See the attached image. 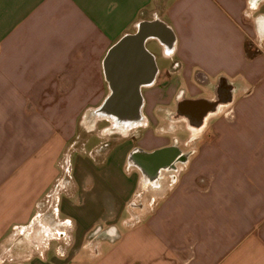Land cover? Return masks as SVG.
I'll return each instance as SVG.
<instances>
[{
    "label": "crops",
    "instance_id": "crops-1",
    "mask_svg": "<svg viewBox=\"0 0 264 264\" xmlns=\"http://www.w3.org/2000/svg\"><path fill=\"white\" fill-rule=\"evenodd\" d=\"M144 22L173 39L147 41L166 65L142 90L181 151L164 171L151 132L113 121L140 152L70 145L69 116L109 93L107 51ZM179 92L209 105L200 126L170 117ZM0 264H264V0H0Z\"/></svg>",
    "mask_w": 264,
    "mask_h": 264
},
{
    "label": "water",
    "instance_id": "water-1",
    "mask_svg": "<svg viewBox=\"0 0 264 264\" xmlns=\"http://www.w3.org/2000/svg\"><path fill=\"white\" fill-rule=\"evenodd\" d=\"M148 40H156L168 50L173 44L171 32L163 24L144 22L135 33L123 36L107 51L102 71L109 93L93 112L94 116L124 127L134 126L141 120L142 90L153 85L158 73L155 58L146 49ZM169 150L154 152L149 157L164 159Z\"/></svg>",
    "mask_w": 264,
    "mask_h": 264
},
{
    "label": "rangeland",
    "instance_id": "rangeland-1",
    "mask_svg": "<svg viewBox=\"0 0 264 264\" xmlns=\"http://www.w3.org/2000/svg\"><path fill=\"white\" fill-rule=\"evenodd\" d=\"M146 48L148 49L150 53H152L155 56L158 68L162 70L163 67H165L166 63H164V61L158 56L159 48L156 46V43L148 42L146 43ZM161 85H165V84L158 83L157 87L158 86L161 87ZM144 91L145 90H143V93ZM91 111H92V108L85 109L84 113L81 114L80 116H73V117L69 116V119L72 121V125H73V122L76 124V127H75L76 130H75L74 135L72 131L70 130L67 131V135L70 138H71V135H73L72 138H74L76 134L78 133V136H79L77 140L73 141L70 144L71 146L76 145L77 148L80 147L82 142L88 137H90V135H95L99 137V139L98 138L94 139L91 142V146L87 147V150L92 148L97 143V141L103 142L104 140H109L111 142H114L115 139L122 140V139H125L126 137L131 136L132 131H129L127 129L125 130L113 129L112 125H110L112 124L111 120H108V121L100 120L94 117L93 115H91L90 114ZM166 111L160 108L157 111V113H155L154 119L151 116L153 122L155 121L158 122V124H156L157 126L154 128L155 133L152 132L151 136L154 138H157V143L161 144V146L162 144L165 143V140L168 142V139L170 137L167 135L166 138H160L158 137V135L160 134L170 135L169 131H171L170 126L172 125V123L169 120H167L169 116ZM147 117H149V115ZM77 125H78V129H77ZM177 137L180 140H184L187 138V132L185 131L178 132ZM53 247H54V244H52V248Z\"/></svg>",
    "mask_w": 264,
    "mask_h": 264
},
{
    "label": "flooded vegetation",
    "instance_id": "flooded-vegetation-1",
    "mask_svg": "<svg viewBox=\"0 0 264 264\" xmlns=\"http://www.w3.org/2000/svg\"><path fill=\"white\" fill-rule=\"evenodd\" d=\"M146 90H148L146 88ZM219 102V99L216 100V104L217 105ZM209 108V105L207 104L206 106L204 105V103L200 102V103H197V104H192V103H189L187 100H184L182 98V93L179 92V93H175L172 97V100L170 102V107H171V115L170 117L173 119V120H178V119H184L186 120V123L190 124V125H195V126H200L201 124V120H202V117H203V114L205 113L206 109ZM215 107V106H213ZM148 114H147V109H146V103L144 101L143 103V106H142V118L141 120L134 126H131L132 128L131 129H138L140 130L141 132V135L142 137L149 131V132H153L155 133L154 131V128L156 127L153 122V120L150 118V117H147ZM130 130V129H129ZM141 137V138H142ZM158 137L160 138H166V134H160L158 135ZM139 138L136 137V136H131L128 141H131L134 145L133 148L135 150V154L137 152H140L138 151L137 149H139V146H138V140ZM164 149H170L169 150V154H166L164 155V159L162 158L161 159V163H159V165H154L155 169H151L150 168V171L154 172V171H164V170H169L170 169V165H169V160H170V157L171 156H174V155H180L181 154V151L178 149V146H177V143L176 142H171V143H168L167 145H164V146H161V147H158V148H155V149H152L150 151H148V157L151 156V154H154V152H157V151H160V150H164Z\"/></svg>",
    "mask_w": 264,
    "mask_h": 264
}]
</instances>
